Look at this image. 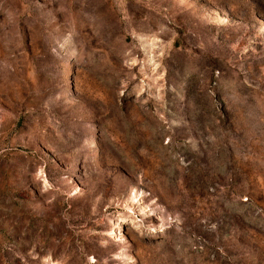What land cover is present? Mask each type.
I'll list each match as a JSON object with an SVG mask.
<instances>
[{
    "label": "rangeland",
    "instance_id": "rangeland-1",
    "mask_svg": "<svg viewBox=\"0 0 264 264\" xmlns=\"http://www.w3.org/2000/svg\"><path fill=\"white\" fill-rule=\"evenodd\" d=\"M0 264H264V0H0Z\"/></svg>",
    "mask_w": 264,
    "mask_h": 264
}]
</instances>
